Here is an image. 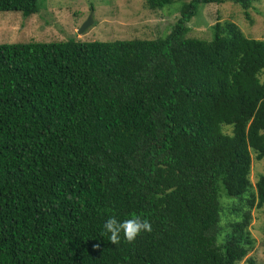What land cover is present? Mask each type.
<instances>
[{
    "label": "trees",
    "instance_id": "obj_1",
    "mask_svg": "<svg viewBox=\"0 0 264 264\" xmlns=\"http://www.w3.org/2000/svg\"><path fill=\"white\" fill-rule=\"evenodd\" d=\"M225 2L251 20L253 0H191L155 39L0 43V264H255L264 39L230 21L187 35ZM132 215L152 230L112 244L104 221Z\"/></svg>",
    "mask_w": 264,
    "mask_h": 264
},
{
    "label": "rangeland",
    "instance_id": "obj_2",
    "mask_svg": "<svg viewBox=\"0 0 264 264\" xmlns=\"http://www.w3.org/2000/svg\"><path fill=\"white\" fill-rule=\"evenodd\" d=\"M189 1L174 0L172 5L153 9L147 6L146 0H45V7L30 17L15 11L0 12V43L56 41L69 36L83 41L155 39L171 31L181 16L180 5ZM198 10L188 23L190 37L209 39L214 24L230 21L248 37L264 39V0H253L249 9L251 20L233 2L203 4ZM90 14L93 23L79 34V28ZM263 162L254 158L251 175L254 184L264 173ZM229 208L225 206L228 214ZM225 223L223 218L224 230ZM251 231L256 245L250 256L255 264H264V206L254 209Z\"/></svg>",
    "mask_w": 264,
    "mask_h": 264
},
{
    "label": "clouds",
    "instance_id": "obj_3",
    "mask_svg": "<svg viewBox=\"0 0 264 264\" xmlns=\"http://www.w3.org/2000/svg\"><path fill=\"white\" fill-rule=\"evenodd\" d=\"M103 230L108 240L117 245L123 239L129 243L134 241L138 235L152 230L147 219H142L139 215H132L121 220L116 216H109L103 223Z\"/></svg>",
    "mask_w": 264,
    "mask_h": 264
},
{
    "label": "water",
    "instance_id": "obj_4",
    "mask_svg": "<svg viewBox=\"0 0 264 264\" xmlns=\"http://www.w3.org/2000/svg\"><path fill=\"white\" fill-rule=\"evenodd\" d=\"M92 23H93V18H92V14H90L87 20L84 21L81 27L79 28L78 33L82 34L86 30V28H88Z\"/></svg>",
    "mask_w": 264,
    "mask_h": 264
}]
</instances>
